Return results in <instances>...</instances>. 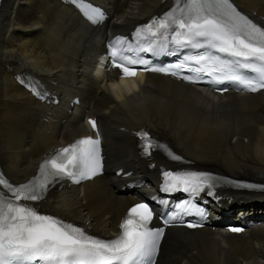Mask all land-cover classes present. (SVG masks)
<instances>
[{"label": "bare ground", "instance_id": "6f19581e", "mask_svg": "<svg viewBox=\"0 0 264 264\" xmlns=\"http://www.w3.org/2000/svg\"><path fill=\"white\" fill-rule=\"evenodd\" d=\"M108 21L91 29L56 0H3L0 8V165L12 180L31 175L39 156L82 133L81 115L95 116L103 132L105 171L79 187L52 190L41 206L74 218L101 234L114 229L124 208L155 181L156 169L141 159L129 131L149 128L183 161L230 177L264 182V91L253 95L214 96L146 74L98 82L90 74L98 40L89 34L129 30L169 0H104ZM94 2H97L94 0ZM264 27V0H233ZM93 51V52H92ZM20 67L53 81L68 102L81 97L73 113L60 107L46 116L39 105L13 84ZM63 121V122H62ZM77 128H79L77 130ZM153 160L163 164L158 156ZM130 171L126 177L116 169ZM213 220L238 212L264 211V192L226 189ZM255 210V212H257ZM240 235L200 228H169L157 264H264V217Z\"/></svg>", "mask_w": 264, "mask_h": 264}, {"label": "snow or ice", "instance_id": "6c2138e0", "mask_svg": "<svg viewBox=\"0 0 264 264\" xmlns=\"http://www.w3.org/2000/svg\"><path fill=\"white\" fill-rule=\"evenodd\" d=\"M99 15L93 9L90 18ZM109 49L110 68L119 70L121 78L135 77L138 71L158 72L190 83L208 77L213 84L227 82L246 92L264 90V28L242 14L231 0H176L163 16L138 25L131 39L115 38ZM181 53L182 58L169 66H155L145 57ZM182 71L191 75H180ZM89 124L95 131V121L89 120ZM137 135L144 141L145 155H150L153 148H163L172 160L183 159L166 146L153 144L146 132ZM100 161L97 134L95 139L81 138L46 157L38 175L24 184L14 186L0 174V186L11 194H0V264H156L164 228L149 227L153 210L146 203L129 209L119 225V234L110 240L41 214L26 203L42 200L49 186L58 180L67 178L79 183L80 179L91 178L100 171ZM162 175L161 191L183 192L190 197L214 195L218 180L209 173L191 170H164ZM177 209L164 221L165 226L181 214L206 215L190 199L178 204ZM199 226L187 224L189 228Z\"/></svg>", "mask_w": 264, "mask_h": 264}]
</instances>
